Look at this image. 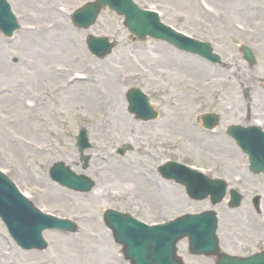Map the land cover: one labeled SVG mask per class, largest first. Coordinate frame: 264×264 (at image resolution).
<instances>
[{
    "label": "rangeland",
    "instance_id": "rangeland-1",
    "mask_svg": "<svg viewBox=\"0 0 264 264\" xmlns=\"http://www.w3.org/2000/svg\"><path fill=\"white\" fill-rule=\"evenodd\" d=\"M90 1L7 0L19 29L11 38L0 33V171L37 209L75 220L81 231L71 237L45 232L44 252H23L0 222V264H85L94 255L110 254L107 264H126L101 221L108 209L147 224L213 209L222 251L244 256L242 245L252 246L249 240L260 232L253 199L262 194L264 176L246 175V158L234 143L203 131L194 118L217 114L222 130L257 122L264 128V0H133L177 31L209 43L222 65L160 41L140 42L108 9L87 30L73 28L70 13ZM27 29L37 33L26 34ZM89 35L116 45L98 59L87 49ZM241 45L252 50L253 67L242 59ZM74 77L83 81L53 93ZM133 88L147 95L157 120L142 122L128 113L125 96ZM81 128L91 145L82 154L85 163L75 147ZM122 146L129 150L119 156ZM167 161L212 170L211 176L226 178L243 202L231 209L226 199L214 207L190 200L183 187L159 176ZM55 163L92 180L93 188L79 193L53 183L48 170ZM103 188L114 190L98 194ZM102 240L109 251L100 253ZM186 248V240L177 244L184 264H213L189 256Z\"/></svg>",
    "mask_w": 264,
    "mask_h": 264
},
{
    "label": "water",
    "instance_id": "water-1",
    "mask_svg": "<svg viewBox=\"0 0 264 264\" xmlns=\"http://www.w3.org/2000/svg\"><path fill=\"white\" fill-rule=\"evenodd\" d=\"M108 7L118 16L124 17L123 26L129 33L144 42L147 37L166 42L176 49L197 55L213 64H220L218 55L208 43H200L183 34L177 33L162 24L155 13L139 9L132 0H95L83 9L71 15V23L77 29H88L92 26L102 9ZM18 29L14 16L6 0H0V31L11 36ZM87 46L92 54L103 59L110 53L115 43L109 44L106 38H87ZM242 58L249 67L255 65L251 50L240 46ZM128 111L136 119L149 121L157 117L149 105L148 99L138 89L127 94ZM215 116L205 115L203 121L207 127L215 124ZM209 123V124H207ZM230 135L243 153L249 157L253 173L264 169V135L255 127L242 128L232 126ZM76 147L83 157V152L90 148L85 129L76 137ZM127 147L119 150L124 154ZM87 164H84V168ZM160 174L170 180L184 185L187 193L195 199H203L207 194L212 195L213 204L218 203L224 196L223 182L209 181L205 177L190 171L176 163H167L159 170ZM50 178L61 186L78 192H89L94 183L83 176L73 174L69 168L59 163L49 171ZM241 198L235 193L230 202L231 207H237ZM0 218L7 226L11 236L23 249L43 250L46 246L41 237L45 229H60L75 232L76 226L69 222L58 220L41 214L32 203L23 198L15 186L0 173ZM104 223L113 234L116 243L122 246L125 260L130 264H183L176 255V244L179 240L188 239V250L192 255L214 257L215 264H264V254L251 258H236L220 252L216 237L217 217L212 211L200 215H185L174 221L159 226H146L132 219L127 214L107 211Z\"/></svg>",
    "mask_w": 264,
    "mask_h": 264
},
{
    "label": "flooded vegetation",
    "instance_id": "flooded-vegetation-1",
    "mask_svg": "<svg viewBox=\"0 0 264 264\" xmlns=\"http://www.w3.org/2000/svg\"><path fill=\"white\" fill-rule=\"evenodd\" d=\"M214 136L222 137V138H224V139H226L228 141H232L229 138V136L227 135L225 129L221 130L220 132H217V134L215 133ZM246 175L253 176L251 174V172H249V170H246ZM260 176H264V174L260 175ZM261 193L262 194H261V198H260L259 202L264 204V185H263V188L261 189ZM260 209H261V206H259V213H258V216L260 218V225H259V228H258V230L260 231L259 235H258V237L256 239H254V236H252L251 239L249 240V243H254L252 246L247 245V244L246 245H242L244 251L246 253H248V255L259 253V252H264V210H262V209L260 210ZM253 226H254V224L251 225L250 227L252 228ZM225 243H226V245H228L227 241H225ZM100 253H102V252H100ZM62 259L68 260V257H64L63 256ZM99 259H102V258L101 257L98 258L97 256L94 255L93 259L90 260L89 262L85 263V264H100L99 263ZM38 264H43V262L40 261V262H38ZM74 264H78V263H74ZM79 264H84V263H82V261L80 260Z\"/></svg>",
    "mask_w": 264,
    "mask_h": 264
},
{
    "label": "bare ground",
    "instance_id": "bare-ground-1",
    "mask_svg": "<svg viewBox=\"0 0 264 264\" xmlns=\"http://www.w3.org/2000/svg\"><path fill=\"white\" fill-rule=\"evenodd\" d=\"M25 32H27L26 34H29V35H35L36 33H37V31L35 30V29H27ZM29 47H30V44H27ZM32 65H35V64H33V62L31 63ZM46 79H48V77L47 76H44ZM55 76H54V74H51V75H49V78H54ZM79 81L81 82V81H83L82 80V78L81 77H74L73 79H72V81L71 82H69V83H66L65 85H63V86H59L56 90H55V92H53L54 94H57V93H59V92H63V91H65V90H67L68 88H70V87H72V86H75L76 84H78L79 83ZM84 94V92H77L76 93V95L78 96H82ZM3 97H8L7 96V94L6 95H3ZM8 100V99H7ZM84 100V102H85V100H86V98H84L83 99ZM9 101V100H8ZM101 124L102 125H106L107 124V118H106V115H105V117L103 116L101 119ZM144 181H145V179H144ZM113 190L114 189H107V190H105L104 188L103 189H101V191L98 193V194H112V192H113ZM124 191V190H123ZM123 191H121L120 193H124ZM99 238L100 239H102L101 238V235H99ZM103 239L104 240H106V241H108V236L106 237V234L104 235V237H103ZM101 242V241H100ZM99 242V244H100V247H102L103 248V250H104V252L105 251H109L107 248H108V246L103 242V240H102V242L100 243ZM107 246V247H106ZM72 249H74V248H72ZM75 250V249H74ZM106 253H108V252H106ZM111 257H113V255L112 254H110L108 257H106L105 259L104 258H102V259H99V263L100 264H107V263H111L112 262V260H111Z\"/></svg>",
    "mask_w": 264,
    "mask_h": 264
}]
</instances>
